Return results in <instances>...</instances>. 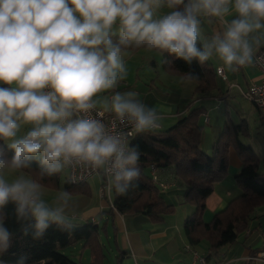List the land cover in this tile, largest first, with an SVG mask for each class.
Instances as JSON below:
<instances>
[{
  "label": "clouds",
  "instance_id": "clouds-1",
  "mask_svg": "<svg viewBox=\"0 0 264 264\" xmlns=\"http://www.w3.org/2000/svg\"><path fill=\"white\" fill-rule=\"evenodd\" d=\"M203 21L220 25L210 38ZM262 37L264 0H0V85H8L0 86V140L14 150L9 158L0 146V209L14 202L18 220H34L35 238L51 224L73 227L69 193L49 203L24 171L33 159L41 176L79 168L102 174L120 196L135 186L141 152L129 137L158 129L163 117L135 92L116 91L129 50L189 64L215 56L235 72L252 63ZM101 110L126 130L107 125ZM11 235L0 217V252Z\"/></svg>",
  "mask_w": 264,
  "mask_h": 264
},
{
  "label": "trees",
  "instance_id": "trees-1",
  "mask_svg": "<svg viewBox=\"0 0 264 264\" xmlns=\"http://www.w3.org/2000/svg\"><path fill=\"white\" fill-rule=\"evenodd\" d=\"M188 0H185L187 3ZM182 8L183 5L178 6ZM118 39L113 37L114 42ZM202 41L198 40V47ZM140 49H131L136 52ZM160 53V52H159ZM161 54V53H160ZM161 66L167 72L180 75L187 79L188 74L197 76L194 79V92L207 96L218 89L216 81V68L207 61L200 64L193 60L191 64L178 59L168 53L161 54ZM4 87V86H3ZM206 109L203 106L190 108L173 125L166 130L158 129L135 135L130 143L138 147L141 152L138 166L141 170L139 181L132 187L127 195L120 196L113 190L111 208L104 211L108 219L102 224L93 221L73 223L71 229L65 230L51 224L44 235L34 237V220H18L16 205L9 202L0 209V217L11 235L10 247L0 252V264H18L23 257V264H105L109 252L100 235L112 230L111 243L116 256L122 254L117 249L115 240V225L113 213L119 214H145L154 221H159L165 214L174 210V204L167 203L161 194V187L145 174V168L155 166L157 170L171 168L174 178L182 183L184 191L182 199L193 206L190 216L183 221V231L190 246L201 241L207 243L209 253L216 252L221 246L232 243L240 232L248 227L253 211L264 206V174L258 171L259 158L253 149L241 142L239 134L245 132V122L234 123L227 118L223 122L219 137L214 142L211 153L200 149L202 135V118ZM0 146L6 149L7 156L11 158L14 150L7 147L3 140ZM233 148L241 162L238 173L234 176L235 182L241 188V193L231 199L227 205L218 211L211 221L204 222L202 214L205 209V200L212 192L216 182L222 180L227 174L228 150ZM32 178L44 186L58 184V174L41 176V165L35 159L31 166L24 170ZM86 183L72 184L67 181L63 187L66 191H85ZM82 186V187H81ZM81 187V188H80ZM83 188V189H82ZM107 238V236H106ZM110 246V241L107 239ZM75 244H80L82 251L87 250L89 261L74 260L63 250Z\"/></svg>",
  "mask_w": 264,
  "mask_h": 264
},
{
  "label": "crops",
  "instance_id": "crops-1",
  "mask_svg": "<svg viewBox=\"0 0 264 264\" xmlns=\"http://www.w3.org/2000/svg\"><path fill=\"white\" fill-rule=\"evenodd\" d=\"M167 11H169V9L166 7L161 9L162 13ZM231 18L232 17H230V19ZM204 23H208V28L211 30L210 34L209 31L206 33L205 38H210L220 27V25L215 22L209 23L203 21L202 25ZM261 39L262 44L258 49L264 47V37ZM131 53L152 54V60H150V62L152 65L157 66L155 55L151 51L140 49ZM209 64L214 69L222 67V62L220 60L215 67L211 63ZM223 72L225 79L218 74L216 76L218 89L211 92L214 96L207 95L206 98L211 97L218 101L223 100L226 102L228 99H233L236 93L242 96V90H245L251 83L259 82L261 78L259 68L254 63V57L250 65L241 67L238 71L233 72L223 68ZM157 73L159 74L158 71ZM218 80L224 85L223 88H220ZM0 86L8 87V85ZM183 100H185V98ZM159 103L160 101L156 100L154 101V105H150V107L155 106L158 108L160 115L163 117L159 122L160 124H171L175 120L177 121L181 116L187 113L191 104L188 103L184 109H180L181 98L174 102ZM256 109L259 120L258 127L264 128V110ZM206 113L205 111L201 116L202 121ZM205 119L209 121L208 118ZM241 122H245L246 125L245 132L240 133L238 136L240 141L241 136H250L246 119L241 117L237 124ZM214 142V139L210 141V143L207 142L201 135L200 145L205 144V150L208 154L211 153ZM262 143H264V140H262ZM244 144L249 145L253 149L260 160L258 171L264 174V167L260 169L261 157L254 149V145L251 142H246ZM240 167L241 162L236 151L233 148H229L227 174L222 180L214 184L212 192L205 200V209L202 214L204 222L211 221L218 211L222 210L231 199L241 193V188L237 185L234 178L240 170ZM158 174L159 179L167 183V187L164 189H167L169 185H176V180L171 168L159 169ZM183 191L184 189L179 187L176 197H173L172 193L170 197H166L164 196V192H162L165 201L174 204V210L171 213L165 214L159 221H154L145 214H119L114 211L112 222L115 225L114 235L116 246L122 254L119 258H117L118 256L116 255L114 256L113 264H245V258L248 255H255L257 252L264 250V206H259L253 211L245 231L240 232L232 243L221 246L216 252L211 253V255L208 256L209 249L205 241H201L195 246H190L183 231V221L192 214L193 208L190 203L188 204V202L182 199ZM111 205L112 199L108 206L102 202L100 203L97 208L98 213H100V219H108V215L104 213V211L111 208ZM90 218L91 221L94 220L95 223H99L96 218ZM106 236L108 240L112 238V230L110 228ZM116 253L115 250L114 254ZM198 257H203L204 261L200 262ZM260 264H264V261L260 262Z\"/></svg>",
  "mask_w": 264,
  "mask_h": 264
},
{
  "label": "rangeland",
  "instance_id": "rangeland-1",
  "mask_svg": "<svg viewBox=\"0 0 264 264\" xmlns=\"http://www.w3.org/2000/svg\"><path fill=\"white\" fill-rule=\"evenodd\" d=\"M208 27V23H204L202 25V38H205L208 31L209 34L211 33V30ZM151 52L155 55L157 66L152 65L150 62V60H152V54H133L129 51L127 52L125 58L128 67V75L127 78L119 84L116 91L135 92L137 94V99L141 100L148 106L154 105V101L156 100L160 101V103H166L169 101H178L180 98V109H184L188 103H191L189 106L190 108L197 107L199 105L205 106L207 113L202 121V137L209 143L213 139L215 141L217 140L222 130L223 122L227 118H230L235 123L239 122L241 117L245 118L249 126L250 136H241L240 139L244 143L251 142L254 145V149L261 157L260 169H262V167H264V143H262V140H264V128L258 127V112L252 103L237 93L233 99H228L226 102L223 100L218 101L211 97L206 98V96L203 97L202 95L197 94L194 92L195 82L193 80H188L180 75L167 72L164 69L162 70L160 66L161 54L158 51ZM207 62L211 63L215 67L219 60L214 56ZM218 82L220 88H223L224 85H222V82L220 80H218ZM105 95H111V93L109 92ZM184 98L185 100H183ZM205 118H208L209 121H206ZM175 121L171 124H160L158 130H166L173 125ZM205 148V144L200 145V149L208 153ZM144 171L146 175L151 176L150 168L147 167ZM28 174L31 175L30 173ZM67 174V169L58 173L59 180L57 185H42V191L46 201L51 203L61 192L66 191L63 185L67 181ZM157 175L159 176L158 170ZM103 181L102 175L95 173L88 178L87 183L85 182L86 185L83 187L85 191H76L74 193L67 191L69 193L70 201L68 212L73 217V223L90 221V217H94L98 220L100 225L102 224L103 220L100 219V213H98L97 208L101 202L107 204L108 206L113 196L112 191L109 192L108 196L106 185L103 186L106 191L105 193H102L101 183ZM179 187L183 188V185L177 181L176 185H169L167 189H161L160 191L161 194L164 192V196L166 197H170L171 193L173 194V197H176ZM100 239L107 245L109 250L105 264H113L115 251L113 250L111 238H109L110 246L103 232H101ZM63 252L68 254L74 260H82L85 263L89 261L87 250L82 251L80 244H75L66 248Z\"/></svg>",
  "mask_w": 264,
  "mask_h": 264
},
{
  "label": "built area",
  "instance_id": "built-area-1",
  "mask_svg": "<svg viewBox=\"0 0 264 264\" xmlns=\"http://www.w3.org/2000/svg\"><path fill=\"white\" fill-rule=\"evenodd\" d=\"M254 63L259 68V71L261 73V78L259 82L251 83L245 90H242L241 93L242 96L245 99L249 100L256 108H258L259 110H264V47L258 49L257 52L255 53ZM216 73L220 77L225 79V75L222 67H217ZM101 112L104 122L107 125L112 127L114 130H121V131L126 130L119 125L118 120H115L114 114L110 112H103V110H101ZM134 136L129 137L130 141ZM67 170H68L67 179L72 184L85 183L90 176L95 174V173L90 174L87 172H83L79 168H76L75 170L68 168ZM150 170H151L152 180L155 181L162 189L166 188L167 183H164L159 179L157 175V168L151 165ZM102 177L104 181L101 183V188H102L101 191L102 193H105L106 190L104 189L103 186L106 185L107 187V178L104 177L103 175ZM92 221L95 222L94 220ZM198 259L200 262L204 261L203 257H198ZM262 261H264V250L257 252L255 255H248L245 258V264H260V262Z\"/></svg>",
  "mask_w": 264,
  "mask_h": 264
}]
</instances>
